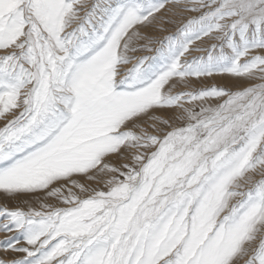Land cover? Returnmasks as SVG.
<instances>
[{"label":"snow or ice","instance_id":"obj_1","mask_svg":"<svg viewBox=\"0 0 264 264\" xmlns=\"http://www.w3.org/2000/svg\"><path fill=\"white\" fill-rule=\"evenodd\" d=\"M0 194V264H264V0H0Z\"/></svg>","mask_w":264,"mask_h":264},{"label":"rangeland","instance_id":"obj_2","mask_svg":"<svg viewBox=\"0 0 264 264\" xmlns=\"http://www.w3.org/2000/svg\"><path fill=\"white\" fill-rule=\"evenodd\" d=\"M170 18L173 19L174 21H178V19H179L178 17H171V16H170ZM163 27L166 29V31L161 32V31L152 30V32L149 33V35H151V36H153L155 38L163 37L164 35H167L169 32L174 31L175 27H176V24L175 23L165 24V25H163ZM137 55H150V53H137ZM207 80H209V79L203 80L201 82L203 84L199 83V84H196L195 86L199 88V87L206 86V85L207 86L216 85V86H222V87H225V88H231L230 85H227V84L224 85V84L220 83V85H217L214 82L215 80H213V78H211L209 80V82H207ZM233 89H236V88H233ZM24 199H27V197H20V198H17L15 200H8V199H5L2 194H0V207H3V206H7L8 208L24 207L25 206L23 204V200ZM4 237H5V233L0 232V240H3Z\"/></svg>","mask_w":264,"mask_h":264},{"label":"bare ground","instance_id":"obj_3","mask_svg":"<svg viewBox=\"0 0 264 264\" xmlns=\"http://www.w3.org/2000/svg\"><path fill=\"white\" fill-rule=\"evenodd\" d=\"M152 32V29H149L148 30V34ZM215 78V79H214ZM213 80H215L214 82L217 84V85H220L221 84H227V85H230L231 89L233 88H239V87H242L244 86V82L243 81H238V80H235V79H232V78H229L227 76H217V77H214ZM210 80V79H209ZM209 80H207V82H209ZM206 82V81H205ZM211 82V81H210ZM213 82V81H212ZM203 84V83H201ZM213 85V84H212ZM207 86V85H206Z\"/></svg>","mask_w":264,"mask_h":264}]
</instances>
